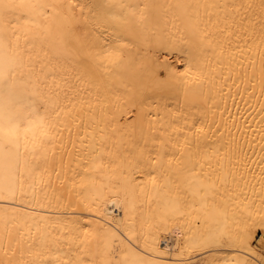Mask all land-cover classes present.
<instances>
[{
    "label": "bare ground",
    "instance_id": "1",
    "mask_svg": "<svg viewBox=\"0 0 264 264\" xmlns=\"http://www.w3.org/2000/svg\"><path fill=\"white\" fill-rule=\"evenodd\" d=\"M264 0H0V264H264Z\"/></svg>",
    "mask_w": 264,
    "mask_h": 264
},
{
    "label": "snow or ice",
    "instance_id": "2",
    "mask_svg": "<svg viewBox=\"0 0 264 264\" xmlns=\"http://www.w3.org/2000/svg\"><path fill=\"white\" fill-rule=\"evenodd\" d=\"M261 227H264V224L260 225ZM262 244H264V241H262Z\"/></svg>",
    "mask_w": 264,
    "mask_h": 264
}]
</instances>
